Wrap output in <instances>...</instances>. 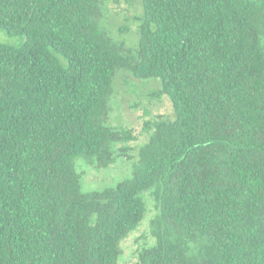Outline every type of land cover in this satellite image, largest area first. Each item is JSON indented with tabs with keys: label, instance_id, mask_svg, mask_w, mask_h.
Instances as JSON below:
<instances>
[{
	"label": "trees",
	"instance_id": "trees-1",
	"mask_svg": "<svg viewBox=\"0 0 264 264\" xmlns=\"http://www.w3.org/2000/svg\"><path fill=\"white\" fill-rule=\"evenodd\" d=\"M141 2L124 55L101 0H0V31L21 39L0 41V264H119L148 192L137 264H264V0ZM119 71L159 81L174 115L131 177L83 192L79 162L132 160L108 126Z\"/></svg>",
	"mask_w": 264,
	"mask_h": 264
},
{
	"label": "rangeland",
	"instance_id": "rangeland-1",
	"mask_svg": "<svg viewBox=\"0 0 264 264\" xmlns=\"http://www.w3.org/2000/svg\"><path fill=\"white\" fill-rule=\"evenodd\" d=\"M101 1L103 28L116 43L124 47V55L134 53L139 46L138 30L143 17L141 0ZM20 40L0 31L1 42L17 45ZM160 92V82L157 80H138L125 71L117 73L108 126L121 132L128 131V143L116 144L113 149L124 151L132 160L127 161L115 152V163L101 170L79 162L78 168L85 174L81 180L83 192L113 187L131 177L133 164L138 160V150L148 141L152 124L158 118H173L172 103ZM144 199L145 218L139 228L122 242L123 254L119 264H137L141 251L155 243L151 224L158 213L156 202L150 192L144 194Z\"/></svg>",
	"mask_w": 264,
	"mask_h": 264
}]
</instances>
